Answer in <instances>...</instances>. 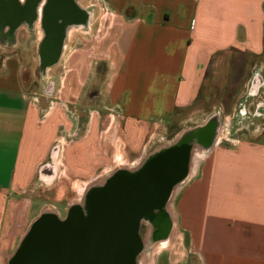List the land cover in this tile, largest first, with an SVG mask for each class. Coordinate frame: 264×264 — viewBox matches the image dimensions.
Returning <instances> with one entry per match:
<instances>
[{"label": "crops", "instance_id": "0c3cea01", "mask_svg": "<svg viewBox=\"0 0 264 264\" xmlns=\"http://www.w3.org/2000/svg\"><path fill=\"white\" fill-rule=\"evenodd\" d=\"M46 1L37 0L35 16L15 29L11 41L0 39V264L10 263L40 215L59 218L60 206L65 219L71 208L83 206L101 171L135 165L161 118L190 109L210 70L227 57L232 81L239 82L246 69L257 71L249 78V92L261 98L256 108L264 109V0H65L78 20L62 27L52 67L66 48L65 37L74 38L95 15L80 2L87 7L102 2L97 17L113 20L104 37L113 59L108 89L93 95L88 89L84 103L70 105L31 90L23 77L32 75V66L15 51L22 41L31 55L39 50ZM81 13L86 21L79 24ZM34 56L39 74L49 70L40 68V52ZM78 57L71 63L75 81L84 86L89 79ZM215 140L199 149L204 156L197 165L189 159L175 225L196 264H264V142ZM120 170L126 169L113 174ZM73 191L83 192L82 204ZM45 207L53 211L41 212Z\"/></svg>", "mask_w": 264, "mask_h": 264}, {"label": "rangeland", "instance_id": "374dc122", "mask_svg": "<svg viewBox=\"0 0 264 264\" xmlns=\"http://www.w3.org/2000/svg\"><path fill=\"white\" fill-rule=\"evenodd\" d=\"M80 6L95 15L90 17V24L80 28L74 38H70V33L67 38L65 37L66 48L62 49L59 61L54 67L51 66V61L44 63L40 65V68L44 67L49 70L39 74L36 64L31 60V56L37 57L39 50L36 51V54L35 51H32L34 54L31 55L26 41L20 42L22 39L19 40L21 44L18 45L17 50L15 49L16 53L23 57L24 63L26 65L30 63L32 66V75H28L26 72L23 77L30 81L28 86L33 85L31 90H40L42 93L61 98L68 105L77 101L84 103L86 99L84 95L88 89H91L89 90L91 95L94 92L105 93L108 89L106 79L112 72L110 67L113 59H110L111 54L107 50L104 37H108L107 27L113 20L109 16L106 18L97 17V14L103 13L102 2L93 7H87V2H80ZM6 51L11 52L9 49ZM77 56L86 67V77L89 79V84L84 86L75 81L76 71H73L71 61L75 60L74 57ZM137 56L136 54L137 60L145 59L144 56ZM229 62H231V58L227 57L221 65L210 70L200 97L196 99L190 109H175L172 114L161 118L150 142L144 149L143 157L135 165L121 163L116 166V169H126V171L132 172L144 159L147 160L151 155L175 145L180 137L203 128L209 129L211 136L215 137V141H218L220 145H232L243 139L264 142V109L256 108L257 104L261 102V98L254 96L255 92H249L248 84L249 78L257 71H250L248 68L249 70L246 69L242 79L235 82L231 78L232 68L229 66ZM136 63L134 66L137 68ZM142 66L146 67V65ZM37 81L39 86L36 84ZM99 104L102 105V100H99ZM192 149V153L197 150L196 147ZM198 153L202 160L204 154L200 150ZM201 160L198 159L199 164ZM116 169L108 168L101 171L94 179L93 187L104 185ZM197 169L198 167L196 173ZM186 184L187 181L183 180L173 187L172 195L163 206L162 211L148 221H141L139 227L141 249L135 259L136 264H196L197 256L189 251L187 242L175 225L176 201ZM71 195L76 200H74L75 202L82 204L83 192L73 191ZM58 208L59 219H63L65 209L60 206ZM47 210L53 211L50 207L41 208V212H47ZM166 221L170 222L169 227L166 226Z\"/></svg>", "mask_w": 264, "mask_h": 264}, {"label": "water", "instance_id": "95a60500", "mask_svg": "<svg viewBox=\"0 0 264 264\" xmlns=\"http://www.w3.org/2000/svg\"><path fill=\"white\" fill-rule=\"evenodd\" d=\"M7 4L11 7V2L4 1L8 10ZM59 5L72 6L64 0ZM55 18L49 19L46 51L60 44L62 27L71 21ZM211 140L209 129L188 133L151 155L140 169L112 174L104 185L86 194L83 206L71 208L65 219L40 215L9 264H136L141 221L162 211L173 187L186 176L192 148H205Z\"/></svg>", "mask_w": 264, "mask_h": 264}, {"label": "flooded vegetation", "instance_id": "af4514ba", "mask_svg": "<svg viewBox=\"0 0 264 264\" xmlns=\"http://www.w3.org/2000/svg\"><path fill=\"white\" fill-rule=\"evenodd\" d=\"M4 1L5 0H0V39L2 41L5 39L10 41L12 39V33H14L15 29L23 22L29 23L30 20L35 16L37 0H26L24 4H20L17 0H8L11 2V7L7 4L8 10L4 8ZM61 1L62 0H48L42 8V28L44 32V38L40 42L39 52L41 56V62L43 64L52 61L57 54L58 46L51 48L49 51L44 50V45L48 35L47 28L52 23L49 20L50 17H53V19L54 17H57L55 18V21L66 17H69L74 21L78 20L77 14L74 12L73 7L71 6V8H69L60 6L59 2ZM81 14L80 20L78 21L79 24L86 21L85 15L83 13ZM5 29H7V31L3 32ZM261 78L262 77L258 78V80L253 84L256 92L259 90L260 85L262 84ZM169 226L170 222L168 224V227Z\"/></svg>", "mask_w": 264, "mask_h": 264}, {"label": "bare ground", "instance_id": "6f19581e", "mask_svg": "<svg viewBox=\"0 0 264 264\" xmlns=\"http://www.w3.org/2000/svg\"><path fill=\"white\" fill-rule=\"evenodd\" d=\"M92 26V25H91ZM94 26V25H93ZM193 150V149H192ZM194 153H192L191 155H192V159H191V157L189 158V159H191L192 160V162L190 163L191 164V166H193L194 167V165L196 164V161H197V158H198V156H199V150L197 149V150H194L193 151ZM172 192H173V189H172V191H171V193H170V196H169V198L171 197V195H172ZM168 201H169V199H168Z\"/></svg>", "mask_w": 264, "mask_h": 264}]
</instances>
